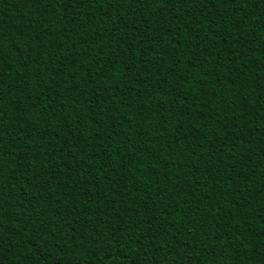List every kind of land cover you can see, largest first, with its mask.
I'll list each match as a JSON object with an SVG mask.
<instances>
[{
    "label": "trees",
    "instance_id": "trees-1",
    "mask_svg": "<svg viewBox=\"0 0 264 264\" xmlns=\"http://www.w3.org/2000/svg\"><path fill=\"white\" fill-rule=\"evenodd\" d=\"M0 264H264V0H0Z\"/></svg>",
    "mask_w": 264,
    "mask_h": 264
}]
</instances>
